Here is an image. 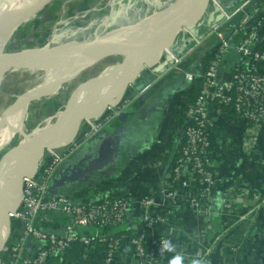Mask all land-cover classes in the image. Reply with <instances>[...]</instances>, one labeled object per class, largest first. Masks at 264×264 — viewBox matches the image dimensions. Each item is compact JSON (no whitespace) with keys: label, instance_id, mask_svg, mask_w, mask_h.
<instances>
[{"label":"built area","instance_id":"obj_1","mask_svg":"<svg viewBox=\"0 0 264 264\" xmlns=\"http://www.w3.org/2000/svg\"><path fill=\"white\" fill-rule=\"evenodd\" d=\"M252 2L246 0L231 9L224 5V0H211L204 27L199 32L184 29L182 38L177 41L180 43L178 51H173L165 59L167 65L157 79L177 72L189 83L201 81V89L195 103L185 113V143L163 188L137 201L146 229L153 230L158 224L169 221L168 217L181 207L210 221L214 217L212 190L216 183L210 131L216 120L230 110L237 120L253 128L264 125V45L258 46L264 42L261 35L263 17L261 5L250 8ZM219 15H222V20L217 22ZM227 27L230 29L226 30ZM239 35H244L241 41L236 39ZM212 41L216 47L208 68L202 73L184 69L183 64L189 57ZM230 54L238 55L242 61L227 64L226 58ZM141 94L112 110L106 122L99 124L97 133L130 108ZM78 148L64 154H53L42 175L23 179L21 203L10 213V219L19 221L21 228L17 231L11 228L0 254V264H48L73 246L90 250L99 244L108 248L103 264L113 263L122 238L113 237L106 230L115 229L128 219L132 203L107 193L98 195L99 202L90 204L76 203L64 195L49 196L55 174ZM52 212L66 217L63 231H57V223L53 225V232L37 229V217L41 213ZM164 213L166 215H162ZM45 221L53 222L48 216H45ZM165 241L174 245L171 237L147 239L141 235L130 239L129 246L137 264H166L177 250L174 245V251H162ZM210 251L199 253L197 258L202 261Z\"/></svg>","mask_w":264,"mask_h":264},{"label":"crops","instance_id":"obj_2","mask_svg":"<svg viewBox=\"0 0 264 264\" xmlns=\"http://www.w3.org/2000/svg\"><path fill=\"white\" fill-rule=\"evenodd\" d=\"M229 1L232 0H224ZM260 5L264 39V1ZM166 65L161 61L156 71H163ZM188 71L202 73L205 70ZM171 73L173 76L162 80L166 81L157 93L149 92L120 115L128 117L126 122H118L120 127L115 122L105 127L117 141L121 137L122 142H118V158L111 173L104 175L101 171L91 186H100V181L107 184V188L113 185L110 191L132 203L131 214L121 229L122 239L141 235L148 239L163 236L173 239L177 251L166 264L177 255L182 258L181 264H197V255L207 249L210 253L198 264H264V125L253 128L231 113L218 118L210 131L212 170L216 179L212 190L214 217L206 221L181 207L171 220L153 230H145L137 201L163 188L173 161L179 155L177 148L181 149L185 137L180 108L182 96L191 83L182 74ZM149 78H141L136 91L141 84H145L144 88L149 85L154 88L157 78L154 77L153 83ZM57 186L63 189L62 184ZM20 225L17 220L12 221L15 231ZM57 229L63 231V225L59 224ZM97 255L76 245L48 264H102L103 259L100 261ZM112 264H137L127 243L121 241Z\"/></svg>","mask_w":264,"mask_h":264},{"label":"rangeland","instance_id":"obj_3","mask_svg":"<svg viewBox=\"0 0 264 264\" xmlns=\"http://www.w3.org/2000/svg\"><path fill=\"white\" fill-rule=\"evenodd\" d=\"M32 1L28 0L25 3L30 4ZM176 2L177 0H52L34 9L33 12L23 13L19 19L26 20L22 23L13 22L8 30L2 54L32 48L55 47L69 41L91 40L104 34L113 35L126 26L163 12ZM184 29L189 30L186 27L181 28L175 41L168 48L169 50L162 52L161 61L168 59L173 51H178L180 43L177 41L182 38ZM118 62L115 57L106 59L94 69L87 70L78 78H73L61 87L53 89L51 93L47 90L39 91L28 106L26 124L19 128L3 125V121L9 124L17 121L29 92L43 83L45 71L29 66L6 73L0 79V120L2 119L0 130L4 131L0 135V157L22 140V130H25L24 132L33 130L31 133H34L43 125L53 124L64 107L71 103L73 96H77L79 103L82 104L80 94H89V89H84L85 85L98 73H102L106 68ZM160 73L161 71L154 72V77L157 78ZM141 77L129 85L123 100H131L141 92L142 94L146 92V88L136 91V85L140 83ZM110 107L113 106L109 105L99 119L83 121L78 137L67 146L48 147L37 173L40 175L44 173L48 163L53 159V154L70 152L93 137L97 133L99 124L106 122L109 111L118 108Z\"/></svg>","mask_w":264,"mask_h":264},{"label":"water","instance_id":"obj_4","mask_svg":"<svg viewBox=\"0 0 264 264\" xmlns=\"http://www.w3.org/2000/svg\"><path fill=\"white\" fill-rule=\"evenodd\" d=\"M50 1L52 0H42V3L40 5H44ZM210 2L211 0H177L176 11L173 14H169L162 24L152 27L145 33L144 37L146 38L142 49L147 52V60L143 63L132 64L131 69L133 70V74L134 72L138 73L134 78H130L132 75V72H130L127 75L126 79L124 78L122 80L124 81L123 95L120 97L117 105L110 108L114 109L125 101L123 99L127 93L129 85L135 83L141 76V78H144L145 76L150 77V82L153 81V72L156 71V67L161 62L160 57L162 55L163 49L165 47L170 48L182 27H186L193 32H199L201 30L204 26V21ZM28 4L29 3H23L18 8L17 15L14 18L16 21H18V24L26 20L19 19V15L28 6ZM220 20H222V15L216 17L217 22ZM132 29L133 28H131V25H129L118 30L113 35L104 34L91 40L69 41L59 44L55 47L32 48L22 50L20 52L1 54L0 78H3L4 75L9 71L28 67L37 62H43L46 59H53L57 61V59L60 60V57L65 58V60L68 59L71 61H82L85 64H90L89 66L97 65L100 62L113 57H115L119 62H126L128 64L130 62V58L134 54V50L133 48H127L123 50L122 48H124L127 43L120 41L119 35ZM162 34H166V36L162 37ZM75 45L83 46L86 50H84L82 53H74L69 55H61V53L58 54L59 51L66 48H74ZM150 56L151 58H149ZM117 64L118 63L109 67H115L117 66ZM124 64L125 63H123V65ZM162 73L163 71H161L160 74ZM144 87L145 84H141L137 88V90H139L140 88L144 89ZM33 96L34 95L28 97L25 110H28V106L32 101ZM90 106L93 107L91 115L95 114L99 110L98 107L93 106V104H91ZM68 108L69 106L64 107L62 112L58 115L56 121L53 124L49 125L47 131H53L52 137L56 136V129L59 127L60 119L62 116L66 115ZM110 112L112 111H109V113ZM85 114L86 113L83 112L74 116V122L69 123L71 124L70 126H65L63 132H67L69 128L73 130L76 122L78 121V116ZM12 125L13 127L19 128L17 124ZM111 139L112 141H115L113 148L116 149L115 151H118L119 144L117 139L115 138V135L110 133L105 128L95 134L91 139L85 141L60 167V169L55 174L52 184H62L63 187H67L69 183H71L69 175H91L94 171L93 168H96V162L94 161L100 160L97 156L99 154V148L103 147L106 144H109L108 141L110 142ZM48 140L49 139L47 137V134L43 132L38 133L36 136L33 134L31 136H25L24 140H20L15 146L7 150L0 157V177L2 175H5L9 171L14 162H16L17 160L19 162L21 160L18 159V157L25 158L30 155L34 156L33 158L38 160L36 162V165L39 166L45 154V150L50 146V141ZM98 173H101V169H99ZM98 173L95 172V174ZM17 175V180L19 179L21 181L23 178L31 176L30 173H24L22 169L18 172ZM8 191L10 190H0V222H2V226L0 227V235L6 234V239H3V242L0 244V254L5 248L12 228V220L10 219L11 212L3 209V199L8 194Z\"/></svg>","mask_w":264,"mask_h":264},{"label":"bare ground","instance_id":"obj_5","mask_svg":"<svg viewBox=\"0 0 264 264\" xmlns=\"http://www.w3.org/2000/svg\"><path fill=\"white\" fill-rule=\"evenodd\" d=\"M28 0H0V55L3 53V47L7 39V34L10 26L13 22H17L14 18L17 15V9ZM42 0H33L30 4L20 13L22 16L25 12H33L34 9L43 6L40 5ZM177 5L174 4L171 7L167 8L163 12L156 14L151 17L144 18L135 24L131 25L132 30L121 33L119 35V39L122 42L127 43L124 49L133 48L134 54L130 58V62L127 64L126 62H118L115 67H108L102 73H98L96 77L92 78L86 85L84 89H89V94H80L82 104L79 103L77 96H73L71 98V103L67 105L69 108L67 109L66 115L62 116L59 122V127L56 129V136L52 137V130L47 131L49 125H43L39 127V130L35 131L30 130L29 132H24L22 130V140L25 139V136L37 135L38 133H46L48 137V141H50L49 148H58L62 146H67L68 143L74 141L75 138L78 137L80 133V125L81 122L99 119L105 113L106 108L110 106L117 105L120 97L123 95L124 91V78L126 79L127 75L132 72L130 78H134L137 73L134 72L132 68L133 63H143L147 60V52L142 49L144 45L145 33L150 30L152 27H155L159 24H162L169 14H173L176 11ZM30 14V13H29ZM167 34V33H166ZM166 34H162V37H165ZM182 35V34H181ZM180 38V37H179ZM169 47H165L163 51H166ZM85 49L83 46H74V48L63 49L58 52L61 55H69L74 53H82ZM169 50V49H168ZM143 51V52H142ZM176 51V50H175ZM170 53V52H169ZM153 57V55H152ZM155 57V53H154ZM151 58V56L149 57ZM57 59H46L43 62H37L32 64L31 66L38 67V70H42L43 72V83L37 86V88L33 91H30L27 95V99L31 95H36L41 90H47L48 93L55 88L61 87L65 82L72 80L73 78L79 77L87 70L94 69L97 65L89 66L90 64H85L82 61H71L65 58ZM123 63H125L123 65ZM131 63V64H130ZM106 66V65H105ZM29 67V66H28ZM34 68V67H33ZM134 69V68H133ZM2 79V78H0ZM46 79V81H44ZM87 87V88H86ZM67 94V93H66ZM33 96V97H34ZM26 99V101H27ZM98 107V111L91 115L93 111V107ZM30 105V104H29ZM26 102L22 108L20 115L18 116L17 121L13 123H7L3 121V125L7 124L10 127H13L12 124H17L18 127H24L26 124V118L28 115V110H25ZM86 113L85 115L78 116V121L76 122L73 130L70 128L67 132H63L65 126H70L74 122V116L80 113ZM2 120V119H1ZM0 120V128H2V121ZM84 124V123H83ZM4 127V126H3ZM71 130V132H70ZM28 131V130H27ZM4 133L3 130H0V135ZM45 156V155H44ZM34 156H28L14 162V164L10 167L9 171L0 177V190H10L8 194L3 199V209L12 212L14 209L19 207L22 195H23V179L17 180L18 172L22 169V171L31 176L40 175L37 173L39 166L36 165L37 159L33 158ZM40 160V159H39ZM45 160V159H44ZM41 168V167H40ZM17 180V181H16ZM8 183V184H7ZM2 226V222H0V227ZM3 239H6L5 235H0V244L3 242Z\"/></svg>","mask_w":264,"mask_h":264},{"label":"trees","instance_id":"obj_6","mask_svg":"<svg viewBox=\"0 0 264 264\" xmlns=\"http://www.w3.org/2000/svg\"><path fill=\"white\" fill-rule=\"evenodd\" d=\"M263 1L264 0H262V1L253 0L250 8L258 7L260 5V3ZM240 3H242V1L232 0V1H229L228 3L224 2V5L230 6L233 9V8L237 7ZM251 25H254V22ZM251 25H250V27H251ZM229 29L230 28L227 27L226 30H229ZM243 37H244V35H239L236 37V39H237V41H241L243 39ZM210 44H211L210 46H207L208 44L204 45L203 47L199 48L195 53H193V55L191 57H189V59L183 64L184 69H186V70H190V69H192V70H199V69L206 70L208 68L209 63L212 60L214 48L216 47L215 43H210ZM263 45H264V42H261L258 46L260 47ZM239 61H242V60L236 54H230L226 58L227 64L228 63L231 64V63H235V62H239ZM171 76H173L172 73L170 74V76L168 75V78ZM164 82L156 84V86L153 88V90H151V92L157 93L164 86L163 85ZM200 89H201V81H196L194 83H191L190 87H187V89L185 90L186 92H184V94L182 96V105L180 108L181 109V117H182L180 119V122H181L182 128H184L187 124V121L185 119V113L195 103V100H196L197 96L199 95ZM146 96L147 95H145L143 98H145ZM226 113L230 114L231 111L227 110ZM126 118L128 119V117H126L125 115L123 117L119 116V117L115 118V121H113L111 123L113 124L115 122L117 124V126L120 127V124H118V122H122V121L126 122V120H127ZM184 143H185V137H184ZM184 143H183V146H184ZM180 150H181L180 147H179V149L177 148V151H180ZM177 158H178V155H176V158L174 159L172 166L175 164ZM94 183H95V180L88 181V182L69 183V185L67 187H63V189H59L57 184H52V182H51L50 189H49V196L64 195V196L69 197L70 199H72L76 203H80V204L97 203V202H99L97 199V196L102 194V193H107V194H110L112 196L123 197L120 194L113 193L112 190L110 191V188L113 189V187H114L113 185H109L107 188V186H106L107 184H104L103 182L100 181V182H98V184H100V186H98V187L97 186L96 187L91 186V185H94ZM91 191H93V193ZM162 215H166V213H164ZM45 216H48L51 220H53V222L49 223V222L45 221ZM168 218H169V220H171L172 217H168ZM54 223L61 224L64 226L67 223V219L63 214L57 213V212L41 213L36 219V228L39 230H42L44 232H53ZM123 225L124 224L120 225L119 227H117L115 229H108L106 231L109 232V234H111L113 237L122 238V236L124 235L121 232ZM18 226H19L18 224H17V226L15 225L16 228ZM19 228H21V225ZM145 230L150 231V229H146V228H145ZM163 237H168V236H163ZM132 238H134V237H128L127 240L122 239L123 244L127 243L129 245L130 239H132ZM157 238H160V237H157ZM86 250H88V249H86ZM88 251L89 252H96L98 254L97 256L99 258L97 256L96 257L100 261L103 259L102 264L104 263L106 256L108 254V248L102 244H99V245L95 246V248L90 249ZM103 255H104V258L102 257ZM199 262H201V261L198 260V263Z\"/></svg>","mask_w":264,"mask_h":264},{"label":"flooded vegetation","instance_id":"obj_7","mask_svg":"<svg viewBox=\"0 0 264 264\" xmlns=\"http://www.w3.org/2000/svg\"><path fill=\"white\" fill-rule=\"evenodd\" d=\"M168 76V74L164 75L162 78L157 79L156 80V84L162 82L163 79H165ZM151 90H153V85L147 89L146 92H144L143 94H141V96L138 98L141 99L143 98L145 95H147L149 92H151ZM138 100H136L135 102H137ZM91 139V138H90ZM120 140H118V142H122L121 141V137H119ZM109 144L104 145L103 147L99 148V154L97 155L100 159L99 161H94L96 168H93V172L91 175H69L70 181L71 183H75V182H88L91 180H94L95 178H97V174L99 172V169H101V171H104V175L110 174L113 167L115 166L116 162H117V158H118V151H115L116 149L113 148V145L115 144V141H111L109 142ZM104 169V170H103ZM98 171V172H97ZM100 174V173H98Z\"/></svg>","mask_w":264,"mask_h":264},{"label":"clouds","instance_id":"obj_8","mask_svg":"<svg viewBox=\"0 0 264 264\" xmlns=\"http://www.w3.org/2000/svg\"><path fill=\"white\" fill-rule=\"evenodd\" d=\"M174 245L171 244L170 241L163 242L162 251L172 252L174 251ZM182 258L180 256H175L171 259L170 264H181Z\"/></svg>","mask_w":264,"mask_h":264}]
</instances>
